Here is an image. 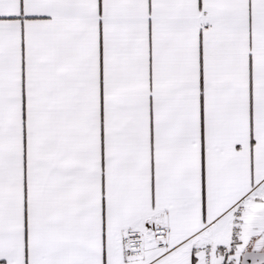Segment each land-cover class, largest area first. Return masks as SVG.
Masks as SVG:
<instances>
[{
  "label": "snow or ice",
  "instance_id": "obj_1",
  "mask_svg": "<svg viewBox=\"0 0 264 264\" xmlns=\"http://www.w3.org/2000/svg\"><path fill=\"white\" fill-rule=\"evenodd\" d=\"M0 264H264V0H0Z\"/></svg>",
  "mask_w": 264,
  "mask_h": 264
}]
</instances>
